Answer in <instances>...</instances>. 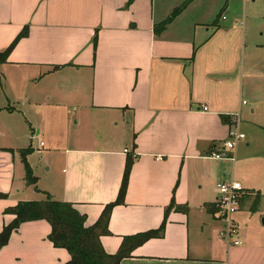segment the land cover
<instances>
[{"label": "crops", "instance_id": "0c3cea01", "mask_svg": "<svg viewBox=\"0 0 264 264\" xmlns=\"http://www.w3.org/2000/svg\"><path fill=\"white\" fill-rule=\"evenodd\" d=\"M174 5L0 0V51L27 28L0 64V193L8 195L0 234L16 217L7 208L44 200L23 194L36 189L22 149H33L38 183L33 158L42 154L55 199L72 203L87 226L117 199L132 157L125 200L101 237L108 254L165 223L163 236L136 244L121 264H264V12L250 18L246 5L236 15L230 0H193L157 33ZM233 130L245 138L229 150ZM232 180L245 189L232 215L236 246L220 234L217 206V184ZM51 231L46 220L24 222L0 247V264H66L71 255Z\"/></svg>", "mask_w": 264, "mask_h": 264}, {"label": "trees", "instance_id": "16d2710c", "mask_svg": "<svg viewBox=\"0 0 264 264\" xmlns=\"http://www.w3.org/2000/svg\"><path fill=\"white\" fill-rule=\"evenodd\" d=\"M192 1L186 0L174 8L172 13L157 25V33L163 32ZM26 34L27 28L15 38L7 49L0 51V64L7 62L13 49ZM10 151L14 152L12 149ZM32 151L31 147L22 149L21 157L26 168L27 184L35 186L38 190V177L28 161V154ZM132 159L130 157L127 161L117 199L105 207L95 224L87 226L85 214L76 209L72 203L54 199L51 195L44 200H23L5 210L6 213L14 214L16 217L10 224L4 226L0 234V247L5 246L9 242L12 233L24 222L43 219L52 226L49 239L53 245L57 248H64L70 253L71 259L66 264H121L124 257L131 255L133 246L150 237H161L164 235L165 230V223H163L157 230L126 237L119 252L115 254H108L102 246L101 237L111 234L109 229L111 212L116 205L122 204L125 200L133 164ZM7 196V194L0 193V198H6ZM173 203L175 204L174 201ZM178 208L181 209L180 207ZM127 241L133 242L129 248L126 247Z\"/></svg>", "mask_w": 264, "mask_h": 264}, {"label": "built area", "instance_id": "2783aa9c", "mask_svg": "<svg viewBox=\"0 0 264 264\" xmlns=\"http://www.w3.org/2000/svg\"><path fill=\"white\" fill-rule=\"evenodd\" d=\"M208 110V107H204ZM245 138V134L237 130L231 131L230 138L225 142L227 149H232L236 145L237 141ZM43 144V142H41ZM212 157L220 158L221 155L213 153ZM218 189V203L217 206L223 213L224 219L226 220V227L220 233L222 238L231 246L242 244L240 239V231L232 219V215L235 214L241 204V198L244 194V186L239 181H222L217 184Z\"/></svg>", "mask_w": 264, "mask_h": 264}, {"label": "rangeland", "instance_id": "374dc122", "mask_svg": "<svg viewBox=\"0 0 264 264\" xmlns=\"http://www.w3.org/2000/svg\"><path fill=\"white\" fill-rule=\"evenodd\" d=\"M157 1H158V5H161V3L164 2V1H166V2L168 1V3H170V4H176V5H174L172 11L174 10V8H176L180 4H182V0H157ZM230 5H231L232 11L236 15L242 14L243 10H244V6L246 5L247 14L249 15L250 18H251V14L252 13H254V15H255L256 13L261 14L262 12H264V0H230ZM208 7H210V6H208ZM198 12H202V9L200 11H198ZM198 12L195 13V17L198 16L197 15ZM202 13H204V11ZM256 31H254V33H256ZM66 111H67V113H69L68 115L71 114V111L68 112L67 108L65 109V113H66ZM16 117H18V116H16ZM18 119H21V118L18 117ZM20 123H21V120H18V122L17 121L14 122L15 126L17 125V127H16L17 129H14V131H15V133H17V136L19 137V138H17L18 139V144H23L24 139L21 137L22 133H21V130L19 128V127H21ZM27 127L29 129V125ZM29 133H32V131L31 132L29 131ZM42 138L43 137H41V139ZM39 140H40V138H39ZM39 140L35 138L33 144L36 146V144H37V142ZM24 146L25 145H20L19 147H24ZM35 156H37V157L33 158L34 159L33 162L38 164V166H39L38 167V171H39V174H40V177H41V180H40V182L37 185L38 190L35 188L36 192H33L32 189H28L27 188L28 190L23 191V194L26 197L33 196V199H35V198L46 199L49 195L52 194L51 195L52 198L55 199V196H54V194L52 192L54 190H56V187H58V184H57V182H55V180L53 178H50V180H48L46 178L45 170H44V169H46V167H45L44 163L42 162V158H41L42 154L36 153ZM40 191H42L43 193H41ZM49 191L51 192V194L49 193ZM217 192H218V189H217Z\"/></svg>", "mask_w": 264, "mask_h": 264}, {"label": "water", "instance_id": "95a60500", "mask_svg": "<svg viewBox=\"0 0 264 264\" xmlns=\"http://www.w3.org/2000/svg\"><path fill=\"white\" fill-rule=\"evenodd\" d=\"M262 223H263V225H264V217H263V219H262Z\"/></svg>", "mask_w": 264, "mask_h": 264}]
</instances>
